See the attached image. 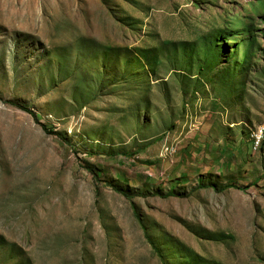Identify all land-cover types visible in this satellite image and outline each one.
I'll list each match as a JSON object with an SVG mask.
<instances>
[{
	"label": "rangeland",
	"instance_id": "1",
	"mask_svg": "<svg viewBox=\"0 0 264 264\" xmlns=\"http://www.w3.org/2000/svg\"><path fill=\"white\" fill-rule=\"evenodd\" d=\"M0 264H264V0H0Z\"/></svg>",
	"mask_w": 264,
	"mask_h": 264
},
{
	"label": "trees",
	"instance_id": "2",
	"mask_svg": "<svg viewBox=\"0 0 264 264\" xmlns=\"http://www.w3.org/2000/svg\"><path fill=\"white\" fill-rule=\"evenodd\" d=\"M22 108H24V109H26V110H29L28 109V107H26V106H23ZM33 115H34V113L31 111V110H29ZM116 189V188H115ZM119 190V189H118ZM125 196H129L125 191H121Z\"/></svg>",
	"mask_w": 264,
	"mask_h": 264
}]
</instances>
